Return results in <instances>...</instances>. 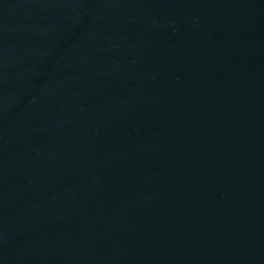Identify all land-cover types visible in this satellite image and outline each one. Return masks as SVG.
<instances>
[{
	"label": "water",
	"instance_id": "1",
	"mask_svg": "<svg viewBox=\"0 0 264 264\" xmlns=\"http://www.w3.org/2000/svg\"><path fill=\"white\" fill-rule=\"evenodd\" d=\"M0 264H264V0H0Z\"/></svg>",
	"mask_w": 264,
	"mask_h": 264
}]
</instances>
